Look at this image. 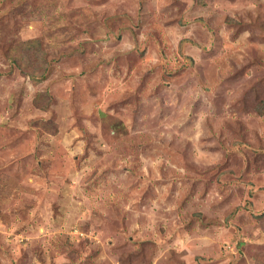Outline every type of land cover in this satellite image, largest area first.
<instances>
[{
    "label": "rangeland",
    "instance_id": "obj_1",
    "mask_svg": "<svg viewBox=\"0 0 264 264\" xmlns=\"http://www.w3.org/2000/svg\"><path fill=\"white\" fill-rule=\"evenodd\" d=\"M262 112L264 0H0V264H264Z\"/></svg>",
    "mask_w": 264,
    "mask_h": 264
},
{
    "label": "trees",
    "instance_id": "obj_2",
    "mask_svg": "<svg viewBox=\"0 0 264 264\" xmlns=\"http://www.w3.org/2000/svg\"><path fill=\"white\" fill-rule=\"evenodd\" d=\"M34 80H37V79H35V77H34ZM261 114H264V113L262 112ZM53 128H54V129L52 130L51 133L54 134V133H56V132L58 131V126L54 124V125H53Z\"/></svg>",
    "mask_w": 264,
    "mask_h": 264
}]
</instances>
